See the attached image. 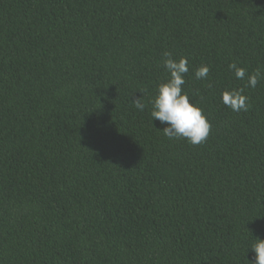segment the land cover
<instances>
[{"label": "trees", "instance_id": "16d2710c", "mask_svg": "<svg viewBox=\"0 0 264 264\" xmlns=\"http://www.w3.org/2000/svg\"><path fill=\"white\" fill-rule=\"evenodd\" d=\"M165 51L201 144L151 116ZM231 62L264 68V0H0V264H252L264 79ZM237 88L246 112L222 103Z\"/></svg>", "mask_w": 264, "mask_h": 264}, {"label": "clouds", "instance_id": "9594fccd", "mask_svg": "<svg viewBox=\"0 0 264 264\" xmlns=\"http://www.w3.org/2000/svg\"><path fill=\"white\" fill-rule=\"evenodd\" d=\"M163 57V66L169 78L157 86L156 95L150 101L151 116L165 125L162 131L169 139L184 138L190 144H201L208 138L211 124L203 114V109L190 102L188 93L182 89L186 82L184 76L189 71L188 59L183 56L174 59L169 51H165ZM228 67L237 79L245 80L247 77L245 87L255 88L257 83L264 79V68L257 67L253 72L247 73L246 69L238 66L236 62L229 63ZM208 73V66L202 64L196 69L195 77L198 80L206 79ZM243 92V88L223 90L222 103L237 113L248 111V97ZM133 103L138 110L145 108V104L139 98ZM250 248L255 253L252 264H264V239L257 238Z\"/></svg>", "mask_w": 264, "mask_h": 264}]
</instances>
